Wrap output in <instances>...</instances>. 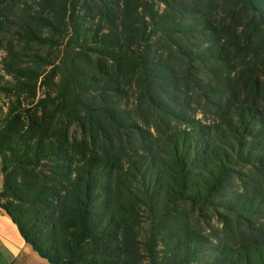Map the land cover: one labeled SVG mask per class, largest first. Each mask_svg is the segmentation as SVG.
<instances>
[{"label": "trees", "instance_id": "trees-1", "mask_svg": "<svg viewBox=\"0 0 264 264\" xmlns=\"http://www.w3.org/2000/svg\"><path fill=\"white\" fill-rule=\"evenodd\" d=\"M0 53V208L41 257L264 264V0H0Z\"/></svg>", "mask_w": 264, "mask_h": 264}, {"label": "crops", "instance_id": "crops-1", "mask_svg": "<svg viewBox=\"0 0 264 264\" xmlns=\"http://www.w3.org/2000/svg\"><path fill=\"white\" fill-rule=\"evenodd\" d=\"M0 264H53L23 238L16 224L0 208Z\"/></svg>", "mask_w": 264, "mask_h": 264}, {"label": "rangeland", "instance_id": "rangeland-1", "mask_svg": "<svg viewBox=\"0 0 264 264\" xmlns=\"http://www.w3.org/2000/svg\"><path fill=\"white\" fill-rule=\"evenodd\" d=\"M1 55V53H0ZM197 118H200V116H197ZM2 187V172H1V160H0V189Z\"/></svg>", "mask_w": 264, "mask_h": 264}]
</instances>
